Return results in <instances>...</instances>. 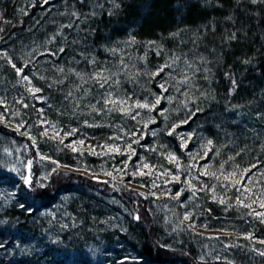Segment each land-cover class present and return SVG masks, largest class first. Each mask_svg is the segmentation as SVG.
Masks as SVG:
<instances>
[{
	"label": "trees",
	"instance_id": "trees-1",
	"mask_svg": "<svg viewBox=\"0 0 264 264\" xmlns=\"http://www.w3.org/2000/svg\"><path fill=\"white\" fill-rule=\"evenodd\" d=\"M73 10L81 14L75 21L80 24L79 29L65 28L62 36L46 45V40L61 25L70 22L67 13ZM93 12L95 15H91ZM80 20H84V23H80ZM4 21L10 23L5 24ZM0 28L4 29L0 32V45L5 44L3 49L14 57L18 66H21L19 58L34 48L39 47L40 52H44L45 46L50 50L65 48L64 53L56 56H37L35 65L29 66V74L35 71L37 77L42 75L47 78V82L34 78V83L45 89L43 95L49 99L47 104L29 97L26 102L34 104L35 108L43 107L47 119L56 121L65 130L75 127L79 129L78 133L88 131L97 139L96 142H107L108 137L117 134V129L111 125H118V122L114 123L106 117L93 119L96 114H87V107L78 109L74 114L73 103L64 97L80 81L74 75L68 78L61 75L56 71L57 67H63L65 72L73 68L91 73L93 67L87 60L95 57L97 68L108 67L119 73L121 94H134V98L141 101L148 96L151 101L161 95L159 84L154 79L149 81L147 76L138 80L134 77L129 79L125 72H143L145 68L154 72L172 54L184 55L200 69L193 94L200 96L201 92H205L207 98L190 101L188 107L194 109L184 113L181 101L185 99L182 92L186 89L182 88L179 93L174 91V81H171L170 90L165 95L174 99L168 106L165 103L169 101L162 100L160 109L171 108L179 112L182 115L180 121L188 119L180 130L187 133L193 131L198 135L193 137L186 151L181 150L177 130L173 136L166 134L174 122L168 121L166 126L160 123L156 129L163 131H158L157 136L152 138L146 135L145 140L141 141L148 146H157V152L135 146L138 156L134 157V161L137 162L139 156L143 155L151 164H164L166 159L159 155L158 146L165 145L167 150L174 151L186 163L187 152L199 151V154H203L199 145L204 138H209L221 151L219 155L210 152L202 160L203 163H212L218 168L228 156H235L244 149L236 157L235 163L241 168L257 164L258 167L254 169L257 177L259 172L264 171V150H261L264 144V117L258 115L264 114V0H257L255 4L252 0H51L47 5L42 4V0H0ZM233 33L236 34L235 39L231 38ZM132 37L136 43L126 44ZM150 41L155 42L152 47L148 45ZM156 45L162 48L160 56L156 55ZM109 48L123 51H118L114 56L106 51ZM121 56L128 64L127 69L121 70L119 66ZM139 57L145 59L140 60ZM200 57H204V60ZM245 60L250 62L245 64ZM205 68L210 71L205 72ZM174 76L180 78L176 72ZM229 76L237 81L235 90H232ZM15 77L16 74H12L10 80L3 81L6 85L0 87V95L8 90L11 93V104L21 94L27 96L23 86L14 81ZM161 77L164 81L166 73H162ZM54 80H64L65 83L53 84L49 88L48 85ZM151 93H155V96ZM97 98L93 87L92 96L86 97L82 103L88 105ZM48 104L52 107L49 108ZM197 106L202 111L197 112ZM17 107L21 108L24 120L29 124L36 123L38 116L33 109ZM194 112L196 114L192 115ZM239 113L249 114L251 121L245 120ZM85 119L103 126L87 127L84 125ZM39 131L42 129H32L34 135H38ZM0 135L16 141L28 151L27 157L33 159V175L39 179L40 162L36 152L44 153V139H38L37 147H33L28 138L1 124ZM56 144L52 141L49 146L55 148ZM54 154L52 159L57 158ZM226 167L231 169L230 165ZM43 184L45 188H36L29 194L25 187H20V178L15 177L14 185L0 183V244L4 245L0 248V254L5 256L4 260H9L12 250L23 248L29 254V264H224L223 259H206L202 262L194 252L185 248V244L165 242L151 211L148 194L141 196L140 191L128 186L114 189L109 183L96 182L66 171L54 173ZM12 192H15L13 197L10 196ZM35 192L44 195L39 196ZM65 199L69 200L67 206L63 205ZM187 199L188 196H185L183 201ZM198 199L194 204H199ZM204 200L207 202L209 199ZM107 202H114L118 206ZM25 203L31 205V211L27 207H20ZM52 207L56 208L57 216L45 218L43 215ZM202 210L210 220L216 219L217 222L222 221L220 219L226 214L224 207L218 203L204 205ZM135 212L141 215L139 221L130 215ZM226 216H233L232 221L235 222L241 218L238 221L241 225L252 227L256 224L254 229L259 227V233L264 234V225L251 220L252 225L247 222L250 218L238 210L236 213L229 210ZM227 219L231 220L229 217ZM65 221L68 230L59 243L64 248L57 249L58 243L45 246L44 242L49 240L48 237H55L61 226L66 225ZM92 248L97 249L94 257L89 254ZM104 254L109 256L103 257ZM235 258L252 264L239 254ZM121 259H131L134 263H118ZM4 260L0 264H4ZM9 264H12L10 260Z\"/></svg>",
	"mask_w": 264,
	"mask_h": 264
},
{
	"label": "snow or ice",
	"instance_id": "snow-or-ice-1",
	"mask_svg": "<svg viewBox=\"0 0 264 264\" xmlns=\"http://www.w3.org/2000/svg\"><path fill=\"white\" fill-rule=\"evenodd\" d=\"M50 0H42L44 5H47ZM257 0H252V3L255 4ZM114 7H119V5H114ZM111 15V11L109 13ZM67 15L71 18L70 22L66 25H61L56 33L50 36L45 44H51L58 37L62 36V30L65 28L71 29L76 27L79 29L80 24L75 23L77 19L80 18L81 14L75 10L67 13ZM91 15H95L93 12ZM5 24L10 23V21H4ZM80 23H84V20H80ZM4 31L3 28H0V32ZM236 34H232V39H235ZM126 44H135V38L132 37ZM155 42H148L149 47H152ZM106 51L111 52L114 56L118 51H123L117 48H109ZM65 48L60 47L56 50H50L46 46L44 47V52H40L39 47L34 48L31 52L23 54L19 59L21 61V66H18L16 62H14L13 58L9 55L7 51L0 52V57L6 60V63L15 71L17 76L16 84L23 86L25 93L21 94L18 99H15V105L22 106V109L28 110L33 109L38 119L35 124H29L26 120L21 118L19 122L14 124L13 130L21 135L25 136L32 142L33 147H37L38 139H46L49 141H55L58 145H63L66 148H69L73 153L84 154L85 151L88 152L89 155L96 156H109L111 158H115L116 156L124 157L127 159H122L120 162V166H113L111 170L105 169L101 166L103 175L110 177L112 184L111 186L116 189L117 188V177H119V183L121 185L124 184L123 177L124 176H141V177H154L151 183V188L156 191H152L150 193L151 196L156 197L157 199L160 196H167L169 199L174 200L177 204L184 208L185 211L183 213V218L180 220V224H183L185 221H189L187 224V228L191 230L195 235H199L200 233H196L195 229L197 225L192 221L193 213L187 210V205L189 202L195 201L200 197V193H204L205 196L210 195V199L214 203H218L223 206L225 212L229 209L235 208L238 211H242L244 215L251 220L258 221L260 224H264V171L259 172V178L257 177V173L253 171L258 167L257 164H251L247 168H241L238 164L235 163V159L237 156L241 155L244 149L241 152H237L235 156H228L227 160L222 161L218 168H213L209 163L201 164V160H205L209 153L215 151L216 155L220 154L221 149L215 147V142L213 139L204 138V142L199 145V150L203 152V155H199V151L197 152H187L188 163L184 164L181 161V158L174 152L167 150V146L159 145V155L166 159L168 165L171 167H166L160 164H151L147 161L146 157L140 155L134 169L131 173L127 171L129 167V162L132 161L133 157L138 156L135 146L145 147L148 151L157 152V146H148L146 143L142 144L141 141L145 140L146 135L148 134L149 125L156 124L155 116H152L151 113L156 110L157 106L161 104V101L167 99L169 103L174 99L173 96L165 95L169 92V82L174 81L172 84V89L176 92H181L182 88L186 90L182 92V95L185 97L181 104L184 108L188 107L189 102H197L201 97L207 98V93L201 92L200 96H196L193 94V90L196 89V73L199 72V68L190 60L184 59L183 66H180L181 57L175 54L169 56L165 63L159 65L157 70L154 72L149 71L147 68L143 72L137 71L135 73L129 74L125 72V75L128 76L129 79L133 77L135 79H140L141 77L147 76L149 81L155 79L165 72V69H172L176 73L179 74V79L176 78L169 72L165 77L164 81L158 85L161 90V95L155 96V93H151V95L155 96L154 100L149 99L148 96H145L144 100L141 101L138 98H134V94H121L119 88L121 86V81L118 79V72L112 71L108 67H99L97 68V61L95 57L88 59L87 62L89 65H92L93 71L91 73H84L81 71H77L76 69L69 68L67 72L63 67H57L56 71L61 75H64L66 78L74 75L80 83L72 86L69 91L65 94V100L71 101L73 103V113L75 114L78 109L87 107V114H96V115H107L110 113H120L123 117L130 118L132 121L136 122L135 129H127L125 130L123 127L118 125H111L117 129L118 134H114L108 137L107 142L100 145H87L85 148L86 140L85 139H72L70 143H65V141L69 137H73L78 133V128H71L65 130L62 128L56 121H51L47 119L45 115V109L43 107L35 108L34 104H29L26 102L27 98L30 97L34 101H38L41 104H47L49 97H45L43 95L45 89L43 87L37 86L34 83V78L47 82V78L45 76L37 77L35 71L31 74L27 72V69L30 65H35L37 56H56L60 53H64ZM162 54V48L159 45H156V55L160 56ZM83 55V54H81ZM87 59V57H85ZM140 60H144L145 57H139ZM203 61L204 57H200ZM250 61L245 60L244 63L247 64ZM79 63V62H77ZM120 68L121 70L127 69L128 64L125 63L123 56L120 58ZM135 67V65H133ZM205 72H209L210 70L205 68ZM229 75V74H226ZM229 78L232 81V90H235L237 87V81L232 79L231 76ZM207 79V77H205ZM64 80H54L51 84L48 85L49 88L56 85L64 84ZM96 89V103H90L88 105H84L82 101L86 97L92 96V88ZM230 90V94L231 91ZM48 107L51 108L52 105L48 104ZM0 123L5 124L7 126L11 121L6 118V114L10 113L11 117H21V108L20 107H9L8 102L5 98L0 97ZM147 111L149 116L147 119L142 116L143 111ZM196 111H202V109L197 106ZM169 109H163L160 111V115L164 117L165 121L168 120L167 113ZM196 113H192L195 115ZM264 117V114L258 113ZM188 123V119L182 120L180 124ZM180 124H173L171 129L167 130L168 136H173L176 132V129L180 126ZM84 125L87 127H101L103 125L97 123H89L87 119L84 120ZM34 127L41 128L42 131L38 132V135L32 134V129ZM219 127V126H218ZM21 129H27L25 131H21ZM158 131H163L159 129H152L151 135L152 137H156ZM185 136L187 138H185ZM180 148L181 150H187L190 142L193 141V134H181L180 135ZM224 147V146H221ZM99 149V150H98ZM261 150H264V144L261 145ZM7 151V150H6ZM18 151V150H17ZM36 156L39 157L41 161L43 160H51V157L39 152L37 150ZM19 160V157H18ZM52 164H55L56 167L51 169V172L46 173L42 179H49L54 173L58 172L60 165L57 161L51 160ZM230 165L231 170H228L226 166ZM33 159L27 160V163L23 165L26 172H21L20 167L15 165L7 168L5 172H0V183H9L15 184V177L9 175L8 173H15L19 176L22 181V185L20 187H25L26 191L29 194H32L36 188H45L46 186L41 183L39 179H36L33 175ZM64 167H67L66 165ZM84 171L87 172L88 168L85 166ZM94 178H95V174ZM207 177L210 181H214L209 185L205 183L201 178ZM157 180L162 181V184H158ZM104 183H109V181H104ZM169 185H179V190L175 191L173 195V189L169 187ZM144 185H141L143 187ZM163 187V191L161 188ZM160 193V196L157 193ZM185 193H190L188 195L187 201H183L182 197ZM230 193H234L230 195ZM36 195L43 196L42 192H35ZM141 196H145V193H139ZM147 198V197H145ZM20 207L26 208L31 211L30 204H21ZM210 211V209H209ZM133 216L134 220L139 221L141 219V215L139 212L130 213ZM175 215V213H173ZM169 218L165 217V223H168ZM62 227L66 228L67 225H62ZM176 227H179L177 225ZM207 227V225H204ZM176 228H173L175 231ZM183 230V229H181ZM225 233L226 236H230L231 233L227 231V229H220ZM240 236L243 239L251 242L253 246L251 247V251L258 254L260 257H264V238H258L254 235L253 232H241ZM214 239H221L220 236L213 237ZM59 241H56L58 243ZM255 245H260V248L255 247ZM4 247L3 244H0V248ZM230 247H245L243 245L236 244H226L224 245L225 250ZM202 262H204V256L199 258ZM214 260L220 261L221 256L215 255L213 257ZM224 264H234L233 260L227 259L225 256L223 258Z\"/></svg>",
	"mask_w": 264,
	"mask_h": 264
},
{
	"label": "rangeland",
	"instance_id": "rangeland-1",
	"mask_svg": "<svg viewBox=\"0 0 264 264\" xmlns=\"http://www.w3.org/2000/svg\"><path fill=\"white\" fill-rule=\"evenodd\" d=\"M3 46H5V44L0 45V52L7 51L6 49H3ZM178 56L181 57V60L179 62L180 66H183V61L186 57H184V55L183 56L178 55ZM11 57L13 58V60L15 62L14 57L13 56H11ZM186 59H188V58H186ZM0 71H1L0 75H2L1 76L2 82L0 83V87H4L6 85L4 82H6V80L7 81L10 80L9 78L12 76V74L14 75L15 71L6 63V60L3 59L2 57H0ZM169 72H172L173 75L175 73V71H173L172 69H165L166 76ZM198 74L199 73H196V75H198ZM17 79L18 78L16 76L14 81L16 82ZM154 80L158 84H160L163 82L162 81L163 77H161V75H160V76L156 77ZM10 95H11V93H9V90H8L5 94L0 95V97H3L7 100L10 108L11 107H17V105H15V103L11 104L12 102H10ZM93 103H96V101ZM168 104H170V103H165L166 106H168ZM160 107H162L161 104L158 105L156 110L151 113L152 116H155L157 123L149 125V130H148V134H147L148 136L151 135V130L156 129V127L159 126L160 123L162 125L166 126L168 124V121L169 122L173 121L174 122L173 124H180V122H181L180 120L182 118V115L181 114L179 115V112H177L176 110L172 111L171 108L169 109V112L167 113L168 120L165 121L164 117L159 114L161 111ZM181 108H182V110H184V113L186 111H188V113H189V112H191V110L194 109V108L190 109L189 107H188V109H186L183 106ZM2 110L3 109H0V111H2ZM82 115L85 116V113L83 112V110H82ZM188 115L189 114H187L186 116H188ZM239 115L242 118H244L245 120L251 121V119H250L251 117L249 114L239 113ZM142 116H144V118L147 119L149 116V113L145 110L142 112ZM104 117L110 119L114 123L118 122V126L123 127L125 130L135 129L136 127H138V125H136L135 121H132L130 118L123 117L120 113H110L107 115H99V116L96 115L95 117H93V119L104 118ZM6 118L11 121L6 127L13 129L14 124L16 122H19V120L22 118V116L21 117H11L10 113H8V114H6ZM0 124L5 126V124H3V123H0ZM182 125L183 124H180V126L176 129L177 133L179 135L187 134V132H184V130H180ZM25 130H27V129H21V131H25ZM91 132L93 133L92 130H91ZM189 132L193 134V137H197V135H198L196 132H193V131H189ZM84 133H86V134H84ZM150 138H152V135L150 136ZM185 138H187V137L185 136ZM72 139H85L86 140L85 148H87V145H89V144L100 145V144L105 143V142H96L97 139L94 138V136H91V134L88 131H86V132L80 131L78 134H75L73 137H69L65 141V143L66 144L70 143ZM51 143H52V141H49L46 139L42 140V147L44 150L43 154H45L49 157H51L52 154H54V153H55L54 155H57L56 159L51 158V160L57 161L58 164L60 165V168L58 169V171H66V172L76 173V174H79L83 177L89 178V179L96 181V182H103L104 183V181H109V184H112L111 178L103 175L101 166H103L105 169L111 170L114 165L119 167L122 159H127L126 156H124V157L116 156L113 159L109 156L89 155L87 151H85L84 154L81 155L80 153H73L69 148H66L63 145L56 144V147L52 148L49 146V144H51ZM199 155L202 156L203 154H199ZM27 156H29V153L26 149L23 148V146L21 144L17 143L16 141H14V140L6 137V136L0 135V172H5L7 168H10L13 165L20 167L21 172H26L23 165L27 163V160L31 159V157H27ZM18 157H19V160H18ZM51 160L41 161L39 159V162H40L39 180L41 181V183L45 182V180L42 179V177L46 173L51 172V169L53 167H56L55 164L51 163ZM134 160L135 159L133 157L132 161L129 162V167L127 169V171L129 173H131L133 171L134 166L136 164V161H134ZM63 161L65 163H63ZM201 161H200V163H201ZM187 163H188V159H186V163H184V164H187ZM201 164H203V161ZM209 164H211L214 169L217 168V167H214V165L212 163H209ZM65 165L67 167H64ZM162 165L166 166V167H171L168 165L167 160ZM85 166H87V168H88L87 172L84 171ZM243 168H247V167H243ZM253 171H254V169H253ZM254 172H256V171H254ZM8 174L12 175L16 178H19V176L16 175L15 173H8ZM93 174H95V178H94ZM258 178L259 177H255L254 179H258ZM119 179L120 178L117 177V187L128 186V188H131L132 190L134 189V190H138L140 192H143L145 194H148V196L150 198L149 201H150V205H151V211L154 213L155 218L158 221V226L160 227V230H161L162 234L164 235L165 242H169L168 244H173V243H176L177 245L185 244L186 249H190V251L194 252L198 258H200L201 256H204V260L213 259V257L218 254L221 256V259H223L226 256L227 259L233 260L234 263H236V264H243V263L247 264L248 261L243 262L239 259L236 260L235 256L239 254L241 257H243L247 260H250L252 262V264H264V257H260L258 254L252 252L250 249L253 246V244L251 242L243 239V237L240 236V233L251 231L258 238H264V234L261 235L259 233L260 231L257 230L259 227L254 229L256 224H255V226H252V227L247 226V225H241V224H239V222L241 221V218L236 219L237 221L235 222V221H232L233 216H226V214L229 210L236 213L235 208L229 209L226 212V214L224 215V217L220 219L222 221L217 222V221H215L216 219L214 221H212L207 217V215H205L202 208L204 205H207V206H208V204L213 205L214 202L210 199V195L205 196L204 193H200V195H202L201 196L202 198L198 199V200H200L199 204H197V203L194 204L195 201H192V202L188 203V205H187V210L194 214L192 221L197 225L195 232L200 233L199 235H195L191 230H189L187 228V224L189 223V221H185L183 224H180V220H182L183 213L185 211L184 208L180 207L176 201L169 199L167 196H160L159 192L157 193V195L160 196L159 199L150 195V193L152 191H156L155 189L151 188V183H152V180L154 179V177H141L139 175L136 177L124 176L123 177V180H124L123 185H121L119 183ZM202 180L205 183H208L209 185H211V183H213L212 181H208L209 179L207 177H205ZM157 183L162 184V181L157 180ZM141 185H144V186L141 187ZM169 187H171L173 189V195H174L175 191H178L180 186L179 185H169ZM81 191L85 192V190H83L82 188H81ZM161 191H163V187L161 188ZM92 194H94V193H92ZM188 195H190V193H185L184 196L182 197V200L185 196H188ZM230 195H233V198H234V193H230ZM10 196H12V197L15 196V192L10 193ZM93 196H98V195H97V193H95ZM205 198H207L209 200L206 202V200H204ZM63 201H64L63 205L67 206L69 200L65 199ZM107 203H109L110 205L118 206L114 202H107ZM60 206H62V205H60ZM55 209L56 208L52 207L49 211H46L45 215H43V216L45 218L50 217L49 219H52L55 215L57 216V214H58V213H55ZM239 212L244 216V213L242 211H239ZM173 213H175V215H173ZM166 216L169 218L168 223H165V217ZM228 217L231 218V220H228L227 219ZM242 220H244V219H242ZM250 221H251V218L247 220V222L251 223ZM53 223H54V221H53ZM70 223L72 224L73 222L70 221ZM65 224L67 225V221H65ZM177 225H179V227H176ZM204 225H207V227H204ZM261 225H264V224H261ZM174 227L176 228L175 231H173ZM181 229H183V230H181ZM220 229H227V231L229 233H231V235L226 236L224 232L219 231ZM66 230H68V228H64L61 226L60 230H58L56 232V234L54 235L55 237H53V236L51 238L48 237L49 240L44 242L45 246H47V247L53 246L54 244H56V241H59L58 245L56 246L57 249L64 248L63 246L60 247L59 243L63 239V237L65 236ZM216 236H220L221 239H219V240L214 239L213 237H216ZM226 244L243 245L245 247H230L227 250H225L224 245H226ZM255 247L260 248L261 246L255 245ZM96 250H93V248H92L89 250L90 252L88 251L89 254L91 255V257L95 256ZM102 256L108 257L109 255L104 254ZM4 258H5V256L0 254V262L3 261ZM27 259L29 260V254L26 253L23 248H16V249L12 250L11 256L9 257V260L11 261L12 264H18V263L19 264H29ZM9 260L7 261L5 259L4 264H9ZM121 262L122 263H134L133 260H131V259H121L118 261V263H121ZM1 263H3V262H1Z\"/></svg>",
	"mask_w": 264,
	"mask_h": 264
}]
</instances>
